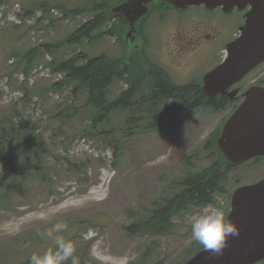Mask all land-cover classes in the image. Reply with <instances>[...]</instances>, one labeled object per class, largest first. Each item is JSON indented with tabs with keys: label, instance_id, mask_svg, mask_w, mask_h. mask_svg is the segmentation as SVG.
<instances>
[{
	"label": "rangeland",
	"instance_id": "374dc122",
	"mask_svg": "<svg viewBox=\"0 0 264 264\" xmlns=\"http://www.w3.org/2000/svg\"><path fill=\"white\" fill-rule=\"evenodd\" d=\"M122 1L0 0V125H8L7 148L17 171L0 184V264H29L32 254L54 248L45 234L56 223L67 226L53 235L73 243L77 264H114L123 257L127 264H183L201 246L192 236L189 218L206 208H218L226 216L231 192L264 176V157L254 158L228 172L212 201L191 204L172 215L168 232L127 231L158 198L172 196L189 172L219 160L212 141L236 105L221 111L203 105L171 122L165 115L171 101L163 99L157 108L164 116L156 124L151 114L157 108L147 93L136 99L135 117H130L129 109L115 111L91 128V111L83 106L87 92H73V85L66 84L63 72L53 65L77 53L87 58L139 57L134 47L141 41L125 40L129 28L123 30L111 15L112 7ZM97 4L102 10L111 6V12L106 16L110 20L94 32L116 24L112 35L61 43L99 13L100 8L93 10ZM167 13L166 23L147 19L151 31L148 27L143 31L147 45L140 50L175 73V82L196 81L224 52L206 42L185 53L182 61L171 62L172 39L179 26L172 10ZM47 44L56 46L47 48ZM33 48L38 53L25 72L22 56ZM204 53L208 54L201 61ZM125 88L123 80L113 82L108 99ZM9 114L14 116L11 122L6 120ZM21 125L40 136L42 152L27 154L30 146L22 134L16 138ZM102 129L106 133L98 135ZM6 169L0 155V174ZM64 264H72L71 259Z\"/></svg>",
	"mask_w": 264,
	"mask_h": 264
},
{
	"label": "trees",
	"instance_id": "16d2710c",
	"mask_svg": "<svg viewBox=\"0 0 264 264\" xmlns=\"http://www.w3.org/2000/svg\"><path fill=\"white\" fill-rule=\"evenodd\" d=\"M41 5L46 7L45 3H41ZM99 8L100 11L95 17L83 22L78 28L70 32L61 43L93 40L102 34L112 35L113 30L117 28L116 24H110L107 29H104L98 34L94 32L102 24L110 20L106 16L107 13L109 14L111 12V6H107L106 10H102L97 4L93 7V10L97 11ZM82 10L86 11V9ZM111 15L113 14L111 13ZM118 26L123 27L124 30L125 25L118 23ZM143 45H147V42L143 41L141 45L134 47L139 57L126 56L124 58H112L105 54H100L87 58L84 54L77 53L53 65L55 70L63 72V81L66 84L73 85V92L81 90L87 92V98L83 106L89 108L91 111V128H97L103 121L108 120L110 113L115 111L129 109L131 112L130 117H135L134 114L137 111L133 105H135L136 99H140L143 94H151L153 90L156 92V95H165L164 98L151 99L156 108L158 103L162 102L163 99H170L171 102L165 111V115L170 118L171 122L174 121L175 116L188 113L201 106L198 99L172 98L167 94L169 92H181L184 86L171 83V80L165 74L164 70L149 59L145 50L144 53L141 52L140 49ZM51 46H56V44L46 45L47 48ZM37 53L38 49L33 48L23 54L22 60L26 63L23 67L25 72H28V65H30L31 60L35 58ZM117 80L125 81L127 88L116 98L109 100V88ZM214 102L215 100L208 101L209 105L214 104ZM223 104L224 100H219L214 107L219 108ZM162 116L164 115L158 111V108L152 111L151 118L156 124H161ZM12 118L14 116L11 114L7 117V122H11ZM21 127L22 130L17 133L16 138L20 139L22 134L23 142L26 143L27 148L30 146L27 154H31L33 151L39 152L40 150L42 152L43 148H41V144H43V140L40 136L33 134L32 128L30 129L23 125ZM9 132L8 125H0V155L7 164L6 172L0 174V184L7 176H12L17 172L13 158L8 152L9 145L11 144L10 138L8 137ZM105 133V129L97 132L98 135ZM212 142L219 155V160L214 161L210 166L198 171L189 172V174L178 182L179 189L172 196L158 198L148 213L141 215L139 219H136L127 227L129 233L158 234L168 232L172 225V215L191 204L199 202L206 203L213 200L214 194L222 190L228 172L234 167L219 153L215 141L213 140ZM202 248L203 246L201 245L193 254Z\"/></svg>",
	"mask_w": 264,
	"mask_h": 264
},
{
	"label": "water",
	"instance_id": "95a60500",
	"mask_svg": "<svg viewBox=\"0 0 264 264\" xmlns=\"http://www.w3.org/2000/svg\"><path fill=\"white\" fill-rule=\"evenodd\" d=\"M153 0H126L115 6L122 23H128L131 36L134 22L144 15ZM176 9L204 4L212 9L222 5L229 11L234 5L247 12L241 34L226 45L227 56L203 79L202 91L215 94L241 79L251 68L264 60V0H162ZM246 98L224 122L216 145L233 165L264 156V88L253 87ZM239 229L238 236H229L222 255H213L205 248L184 264H254L264 260V178L233 191L230 210L225 218Z\"/></svg>",
	"mask_w": 264,
	"mask_h": 264
},
{
	"label": "flooded vegetation",
	"instance_id": "af4514ba",
	"mask_svg": "<svg viewBox=\"0 0 264 264\" xmlns=\"http://www.w3.org/2000/svg\"><path fill=\"white\" fill-rule=\"evenodd\" d=\"M194 7H197L199 10H194L192 6L191 8L188 7L184 10L174 9L172 6L167 5V3L156 1L151 5L149 12L144 16V18L137 20V22L134 23V39L136 37L139 42H142V40L146 41L147 39L144 38L145 35L143 31H145L147 27L149 30L151 29L150 23L147 19L149 17V19L153 17L160 23H166L169 19L167 11L172 10V13L178 17L177 25L179 28L176 35L172 39L173 56L170 58L171 62L182 61L185 53L190 51L193 52L196 48L202 46L206 42H210L208 45H211L213 48L220 47L221 51H223L226 44L234 40L239 35L240 26L244 22V13L249 9V6H247L244 10H238L237 7H233L227 12L224 8H222V6H217L213 9H207L204 5ZM190 11L192 13H190ZM128 28H130V26H128ZM207 54L208 53L200 55L202 56L201 61L205 59ZM220 62L221 60L217 62L216 65L204 71L198 79H196V81L189 80L186 82H175L172 77L175 76V73L163 68L165 74L171 80V83L178 86H184L181 92L176 91L169 92L167 94L172 98L190 100L198 99L201 106H207L209 105V100H215L214 104H210L209 106L213 109L221 111L232 104H235L236 108L245 99L246 91L252 87L264 88L263 60L239 81L222 88V91L215 94H207L203 92L202 86L205 74L216 67ZM154 92L155 91L153 90L151 93L152 98H164L165 96L164 94L156 95V92ZM219 100H225V103L219 108L214 107Z\"/></svg>",
	"mask_w": 264,
	"mask_h": 264
},
{
	"label": "clouds",
	"instance_id": "9594fccd",
	"mask_svg": "<svg viewBox=\"0 0 264 264\" xmlns=\"http://www.w3.org/2000/svg\"><path fill=\"white\" fill-rule=\"evenodd\" d=\"M191 233L195 241L213 255H222L227 246L229 236H238L239 229L229 220L225 219L222 210L218 208H206L202 212L192 215L190 218ZM67 226L56 223L45 235L53 240L54 248L49 249L43 255L32 254L29 264H64L71 259L72 264H77L74 255L75 248L71 241L54 233H61ZM128 258L123 257L114 264H127Z\"/></svg>",
	"mask_w": 264,
	"mask_h": 264
}]
</instances>
